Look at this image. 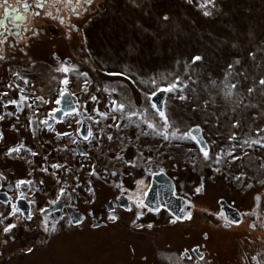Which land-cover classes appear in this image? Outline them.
Segmentation results:
<instances>
[{
	"label": "flooded vegetation",
	"instance_id": "flooded-vegetation-1",
	"mask_svg": "<svg viewBox=\"0 0 264 264\" xmlns=\"http://www.w3.org/2000/svg\"><path fill=\"white\" fill-rule=\"evenodd\" d=\"M24 2L0 0V264H264V173L212 189L218 175L208 183L175 162L188 137L143 132V119L160 118L154 75L109 68L107 51L93 62L94 20L122 17L126 0ZM154 178L172 181L183 217L150 205Z\"/></svg>",
	"mask_w": 264,
	"mask_h": 264
},
{
	"label": "rangeland",
	"instance_id": "rangeland-1",
	"mask_svg": "<svg viewBox=\"0 0 264 264\" xmlns=\"http://www.w3.org/2000/svg\"><path fill=\"white\" fill-rule=\"evenodd\" d=\"M121 8L122 17L106 14L94 20L93 62L102 67L107 51L109 68L126 70L133 64L140 73L153 74L150 86L155 81L158 89L179 77L178 90L168 97V110L173 111L166 114L170 128L165 129L163 118L152 116L149 122L143 119V132H151L149 124H157L158 133L202 134L209 159L200 152L198 139L191 138L184 149L175 144L174 158L193 166L198 176L206 170L208 183L218 175L216 183H209L212 189L222 187L225 192L227 182L241 180L246 169L260 179L264 173V84L260 83L264 80V0H216L209 9L198 0H126ZM129 14L140 16L141 23L127 24ZM194 57L200 59L194 62ZM203 203L197 200L195 205Z\"/></svg>",
	"mask_w": 264,
	"mask_h": 264
},
{
	"label": "snow or ice",
	"instance_id": "snow-or-ice-1",
	"mask_svg": "<svg viewBox=\"0 0 264 264\" xmlns=\"http://www.w3.org/2000/svg\"><path fill=\"white\" fill-rule=\"evenodd\" d=\"M85 2L86 3H90L91 0H85ZM5 3H7V0H5ZM24 7H25V9H27V8L30 7V5L27 3V0H25V2H24ZM37 7H40V8H43L44 7L43 0H39V2L37 4ZM6 11H7V9H6ZM36 14L39 15V13H36ZM48 14L51 15V13H48ZM60 22L63 23V20H61ZM199 59H200V57H194L193 58L194 62H195V60H199ZM58 70H60V69H58ZM62 70L65 71V72H67L68 71V68L67 67H64ZM84 75L86 76L87 74L85 73ZM110 75H119V74H112V73H110ZM62 83L64 85H67L68 84V80L65 79V80L62 81ZM153 83H155V81H153ZM260 83L261 84H264V80H261ZM85 84H87V81L85 82ZM232 87H235V85H233ZM178 88H179V77H177L174 82L169 83L164 88H160L158 90L172 92V91L178 90ZM250 91H251V89H250ZM155 94H156L155 92L152 93L153 96ZM180 98L181 99H184L185 97L181 96ZM92 99L95 100L96 97H92ZM59 102L60 101L57 100V103H59ZM11 103H16V101H11ZM113 103L115 105V109L116 110H120V111H123L124 110L125 105L123 103H117V102H113ZM152 107L153 108H156L159 116L161 118H163V120H164V127H165V129H167V127H168V120H167V116H166L165 112L163 110L157 108V105L156 104H153ZM101 115L102 116H106L107 114L106 113H101ZM132 115H136V113H132ZM149 127H155V125L149 124ZM172 135H176V133H172ZM91 136H92V132L89 129L88 135L85 136V139H88ZM184 136L185 137H188V138H191L193 140H196V137L193 136L191 132L185 133ZM165 138H167V133H165ZM109 139H111V137H109ZM233 139H234V137H233ZM197 143H199L198 140H197ZM245 143H247V141ZM253 143H259V141H253ZM18 151H19V148H12V149H9V154H11L12 152H18ZM200 152H202L203 157H204L205 160L209 159V150L206 147H201L200 148ZM33 155H35V153H33ZM236 158L237 157H233V159H236ZM216 162L219 163V157L217 158V161ZM53 167H59V165H53ZM19 183L22 184V183H27V182L26 181H20ZM201 189H202V185H201V187L197 188L196 191L197 192H200ZM61 192H63V190H61ZM16 211H18V209H16L15 206H13V213L12 214H15ZM109 218L112 219V220H115L117 217L113 215V216H110ZM188 218H191V213L188 214ZM14 227H15L14 224H9L7 227H5L4 231L5 232H8L12 228H14Z\"/></svg>",
	"mask_w": 264,
	"mask_h": 264
},
{
	"label": "water",
	"instance_id": "water-1",
	"mask_svg": "<svg viewBox=\"0 0 264 264\" xmlns=\"http://www.w3.org/2000/svg\"><path fill=\"white\" fill-rule=\"evenodd\" d=\"M166 99V91H158L153 97V103L157 105V108L164 110V103ZM170 182V183H169ZM168 183V184H167ZM163 192V193H162ZM164 194V195H161ZM150 205L154 208L165 207L166 209L173 210L176 212L177 216L180 218L182 210H174L173 204L181 208V205H178L177 198L174 196V186L170 179L159 178L158 181L156 178L153 179V184L147 195ZM185 211L183 212V214Z\"/></svg>",
	"mask_w": 264,
	"mask_h": 264
},
{
	"label": "trees",
	"instance_id": "trees-1",
	"mask_svg": "<svg viewBox=\"0 0 264 264\" xmlns=\"http://www.w3.org/2000/svg\"><path fill=\"white\" fill-rule=\"evenodd\" d=\"M248 97H249L250 100H252V99H251V97H252V91H250V90L248 91ZM245 100H246V101H249L248 99H245ZM169 128H170V126H169ZM149 130L152 131L151 129H149ZM166 130H167V129H166ZM165 132H167V131H165ZM167 133H168V132H167ZM177 142H179V141H177Z\"/></svg>",
	"mask_w": 264,
	"mask_h": 264
}]
</instances>
